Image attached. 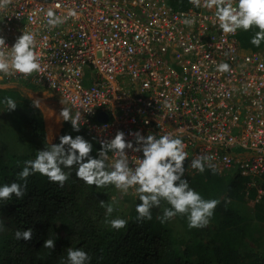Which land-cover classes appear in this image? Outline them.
Segmentation results:
<instances>
[{"label": "built area", "instance_id": "obj_1", "mask_svg": "<svg viewBox=\"0 0 264 264\" xmlns=\"http://www.w3.org/2000/svg\"><path fill=\"white\" fill-rule=\"evenodd\" d=\"M49 7L77 15L49 27ZM186 17L195 23L184 24ZM22 31L34 33L42 70L0 74V88L17 83L53 93L80 113L79 131L99 146L118 131L130 140L135 130L180 136L186 167L211 155L216 173L240 174L247 195L256 189L262 199L264 50L242 55L239 30L223 33L214 9L191 2L177 11L169 0H0V36L11 47ZM221 62L231 70L218 71ZM127 151L135 167L143 153ZM200 173L187 167L185 175Z\"/></svg>", "mask_w": 264, "mask_h": 264}, {"label": "trees", "instance_id": "obj_2", "mask_svg": "<svg viewBox=\"0 0 264 264\" xmlns=\"http://www.w3.org/2000/svg\"><path fill=\"white\" fill-rule=\"evenodd\" d=\"M169 4L177 11H184L190 7L191 0H169ZM258 30L256 27L239 30L242 55L264 50V42L259 47L251 43ZM7 96L19 103L23 101L16 88H0V100ZM17 120L38 144L28 153L0 152V184L18 181L17 173L24 162L35 159L40 144L45 143L46 129L54 143H59L62 135L80 134L92 141V155L100 148L94 138L74 131L69 125L59 136L61 127L51 130L47 121L45 129L42 117L33 110L23 111ZM187 179L205 198L220 200L210 219L215 230L211 249L203 241L204 230L189 228L185 215H176L184 230L182 239L176 237L168 221L161 223L157 218L163 214L160 206L151 210V220H137L139 198L127 225L122 229L112 228L106 222L110 216L106 217L100 201L113 203L117 188L89 185L76 175V167L72 166L62 187L46 175L35 173L27 179L23 198L13 194L10 200H0V220L5 225L0 231V264H67L69 247L88 252L89 264H264V249L260 252L248 249L242 236V232L264 224V196L257 200L256 189L247 195V179L236 172L221 175L205 170ZM250 201L255 202L254 206H250ZM27 228L33 230L32 238L17 240L16 231ZM47 239H53L55 247H44Z\"/></svg>", "mask_w": 264, "mask_h": 264}, {"label": "clouds", "instance_id": "obj_3", "mask_svg": "<svg viewBox=\"0 0 264 264\" xmlns=\"http://www.w3.org/2000/svg\"><path fill=\"white\" fill-rule=\"evenodd\" d=\"M196 7L214 9V16L223 33L235 34L238 30L248 31L253 27L259 30L251 37V43L259 47L264 42V0H191ZM59 5H57L58 7ZM77 13L69 9L67 14L59 15L53 7H49L44 17L47 26L55 27L65 23L70 16ZM183 23L192 25L195 18H185ZM35 37L31 31H22L15 43L9 47L3 36H0V74L29 76L40 72L41 63L39 54L35 51ZM220 72L230 71L227 62L217 66ZM133 75H135L133 73ZM0 103L6 104V111H14L18 104L11 97H4ZM33 104L40 107L39 99H34ZM60 116L65 121H70L74 131L79 132L80 113H72L70 108L61 109ZM134 140L126 139L123 131L105 141H100V148L96 155H92L94 145L84 135L65 134L60 137L59 143H52L37 151L35 159H28L17 173L18 181L10 184H0V200H10L13 194L23 198L27 179L35 173L46 175L51 181L59 182L62 187L68 180L72 166L76 167V175L89 185L102 188L113 185L123 193L133 192L139 194L140 203L136 204L137 220L152 219V209L167 201L170 207L163 209V214L157 218L164 223L177 214L185 215L189 228H203L210 223L220 200L205 198L199 191L190 186L185 173L187 167L197 169L203 173L206 169L216 171L211 155H202L191 160L185 166L188 153L186 144L180 136L171 133L157 136L144 135L140 130L130 133ZM142 152L141 158L135 161V167L130 166L129 152ZM113 153L109 162L108 153ZM68 169L69 171H65ZM19 181H23L21 184ZM106 209V217L111 216L114 204L100 201ZM114 229L124 228L128 221L116 217L106 220ZM5 228L0 220V231ZM33 230H17V240H30ZM44 247H55L53 239H47ZM91 257L83 248L67 250V264H89Z\"/></svg>", "mask_w": 264, "mask_h": 264}, {"label": "rangeland", "instance_id": "obj_4", "mask_svg": "<svg viewBox=\"0 0 264 264\" xmlns=\"http://www.w3.org/2000/svg\"><path fill=\"white\" fill-rule=\"evenodd\" d=\"M8 86H10V88H16L18 91H20L21 95L23 96V101H21L20 103L17 102V108L11 112L6 111V106L0 105V152L11 151L15 153H28L36 144H38V140H34L29 130L27 128H24V125L18 122V116L23 111L27 112V109L33 110L35 112V115L38 114L42 117L44 121V127L46 129L47 121L50 122L48 118V115L50 113L47 112L49 108L47 107V101H49L48 104H56L58 106L57 113L59 115L61 112L59 107L61 106L62 108H64L66 107V105L53 93L44 89H36L28 85H19L17 83L7 85V87ZM41 95H44L45 99H42ZM34 99L40 100V107L34 106ZM61 125L62 126L59 130L58 136L60 135L64 127L68 126V123L62 118ZM54 141L55 139L50 140L46 129V140L45 143L43 142L42 144H40L41 149L54 143ZM189 183L191 185L190 180ZM137 198H139V195L137 194L123 193L121 192V190L117 189L113 200L114 211L112 213V216H110V219L120 217L127 220L130 217L131 210L135 205V200ZM254 203L250 201L249 204L250 206H254ZM168 205L169 204L167 203V201L162 200L160 211L163 212V209L165 207H168ZM168 226L172 228L176 237L180 239L185 237L184 230L177 216L168 220ZM202 229L204 230L203 241L205 242L207 247L211 249L213 247L212 240L215 233V230L213 229V223L210 221V223ZM242 236L243 242L248 249L254 252H260L262 249H264V224H257L250 230L242 232Z\"/></svg>", "mask_w": 264, "mask_h": 264}, {"label": "bare ground", "instance_id": "obj_5", "mask_svg": "<svg viewBox=\"0 0 264 264\" xmlns=\"http://www.w3.org/2000/svg\"><path fill=\"white\" fill-rule=\"evenodd\" d=\"M43 99V98H42ZM61 100V99H60ZM49 103V102H48ZM64 103V102H63ZM56 105V104H55ZM55 105H53V104H48L47 105V107H49L48 108V110H47V112H49L50 114V116L52 117V120L49 122V127H50V129L51 130H53L54 128H57V127H61L62 125V119H60V117H57V116H53V113H55L56 112V109H55ZM56 107L58 108V106L56 105ZM59 109H60V111H61V109H62V107L60 106L59 107ZM46 111V110H45ZM54 121V122H53Z\"/></svg>", "mask_w": 264, "mask_h": 264}, {"label": "crops", "instance_id": "obj_6", "mask_svg": "<svg viewBox=\"0 0 264 264\" xmlns=\"http://www.w3.org/2000/svg\"><path fill=\"white\" fill-rule=\"evenodd\" d=\"M41 98L45 99V96L44 95H41ZM48 102L49 101H47V105H48ZM55 109H56V112L53 113V116H57V117H60V119H62L61 116L57 113L58 112V110H57L58 108L56 107V105H55ZM48 118H49L50 121L52 120V117L50 115H48Z\"/></svg>", "mask_w": 264, "mask_h": 264}, {"label": "water", "instance_id": "obj_7", "mask_svg": "<svg viewBox=\"0 0 264 264\" xmlns=\"http://www.w3.org/2000/svg\"><path fill=\"white\" fill-rule=\"evenodd\" d=\"M102 119H105V116H103V118Z\"/></svg>", "mask_w": 264, "mask_h": 264}]
</instances>
